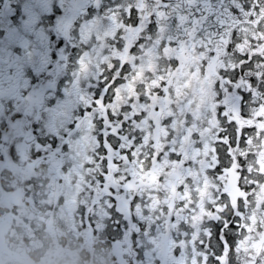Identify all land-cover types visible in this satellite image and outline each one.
Wrapping results in <instances>:
<instances>
[{"label": "flooded vegetation", "instance_id": "obj_1", "mask_svg": "<svg viewBox=\"0 0 264 264\" xmlns=\"http://www.w3.org/2000/svg\"><path fill=\"white\" fill-rule=\"evenodd\" d=\"M262 5L0 0V60L40 53L35 87L0 76V225L91 264L264 254Z\"/></svg>", "mask_w": 264, "mask_h": 264}, {"label": "clouds", "instance_id": "obj_2", "mask_svg": "<svg viewBox=\"0 0 264 264\" xmlns=\"http://www.w3.org/2000/svg\"><path fill=\"white\" fill-rule=\"evenodd\" d=\"M2 173L3 169H0V179H3ZM11 203H16V201H12ZM11 203L7 206L10 207ZM4 207V202L0 201V221L4 217V212L2 211ZM27 214L30 220L33 219L31 213ZM23 226L22 223L17 225V227ZM14 237L16 238L14 239ZM17 239L16 228H13L11 224L7 226V229L0 225V264H91V258L86 250H81V255L78 259L66 255L49 259L46 253L42 255L41 251L37 250L40 247L39 245L29 246L23 240L17 243ZM45 239L47 240L48 237L45 236ZM53 246H56L54 238L49 241V247ZM121 259H123L124 264H137L135 256L125 253L121 257L116 252H112L111 257H107L106 264H120Z\"/></svg>", "mask_w": 264, "mask_h": 264}, {"label": "snow or ice", "instance_id": "obj_3", "mask_svg": "<svg viewBox=\"0 0 264 264\" xmlns=\"http://www.w3.org/2000/svg\"><path fill=\"white\" fill-rule=\"evenodd\" d=\"M264 12V10H261ZM135 13H133V18ZM64 42L60 41L57 44V47H63ZM39 42H29L27 40L21 41L15 45V51H9L7 53L8 60H0V76L7 74L8 78L17 80L20 84H26L29 89L36 86V82L39 81L40 75L38 72L33 71L30 73L28 69L35 67L39 64V52L33 53L31 49L37 48ZM31 58V59H30ZM23 90H21L22 92ZM97 95H99V90H97ZM244 99V96L242 95ZM217 172L221 171L220 167H217ZM103 179V178H101ZM239 219V217H237ZM223 224H227L226 220H220ZM236 225H231V228H235ZM217 230H219L220 225H216ZM225 243H229L228 238L225 237L223 240V247ZM257 259H259L260 264H264V254L260 253L259 247L255 248V251L252 254V257L246 261V264H257ZM218 264V262H217Z\"/></svg>", "mask_w": 264, "mask_h": 264}, {"label": "rangeland", "instance_id": "obj_4", "mask_svg": "<svg viewBox=\"0 0 264 264\" xmlns=\"http://www.w3.org/2000/svg\"><path fill=\"white\" fill-rule=\"evenodd\" d=\"M179 156V153H176V157H178Z\"/></svg>", "mask_w": 264, "mask_h": 264}]
</instances>
